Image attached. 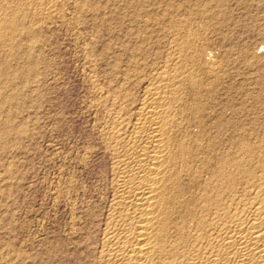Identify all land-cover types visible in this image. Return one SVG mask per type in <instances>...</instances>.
Here are the masks:
<instances>
[{
	"label": "rangeland",
	"instance_id": "374dc122",
	"mask_svg": "<svg viewBox=\"0 0 264 264\" xmlns=\"http://www.w3.org/2000/svg\"><path fill=\"white\" fill-rule=\"evenodd\" d=\"M5 1L21 22L0 37V264H104L118 106L180 50L183 96L254 126L264 0H58L42 21Z\"/></svg>",
	"mask_w": 264,
	"mask_h": 264
},
{
	"label": "bare ground",
	"instance_id": "6f19581e",
	"mask_svg": "<svg viewBox=\"0 0 264 264\" xmlns=\"http://www.w3.org/2000/svg\"><path fill=\"white\" fill-rule=\"evenodd\" d=\"M25 1L28 15L41 21L58 5ZM2 3L0 37L21 22ZM179 51L167 58L172 72L161 68L135 104L118 106L107 130L113 197L104 264H264V100L249 128L212 101L187 100Z\"/></svg>",
	"mask_w": 264,
	"mask_h": 264
}]
</instances>
